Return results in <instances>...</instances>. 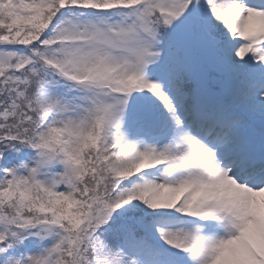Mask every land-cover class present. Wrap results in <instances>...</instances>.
Segmentation results:
<instances>
[{"label": "snow or ice", "instance_id": "1", "mask_svg": "<svg viewBox=\"0 0 264 264\" xmlns=\"http://www.w3.org/2000/svg\"><path fill=\"white\" fill-rule=\"evenodd\" d=\"M0 264H264V0H0Z\"/></svg>", "mask_w": 264, "mask_h": 264}]
</instances>
